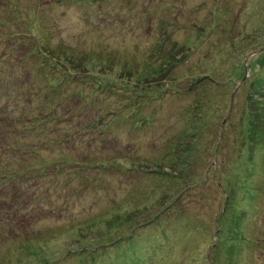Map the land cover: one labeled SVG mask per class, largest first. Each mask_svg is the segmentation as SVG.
Listing matches in <instances>:
<instances>
[{"label":"rangeland","instance_id":"374dc122","mask_svg":"<svg viewBox=\"0 0 264 264\" xmlns=\"http://www.w3.org/2000/svg\"><path fill=\"white\" fill-rule=\"evenodd\" d=\"M262 73L264 0H0V264H264Z\"/></svg>","mask_w":264,"mask_h":264},{"label":"trees","instance_id":"16d2710c","mask_svg":"<svg viewBox=\"0 0 264 264\" xmlns=\"http://www.w3.org/2000/svg\"><path fill=\"white\" fill-rule=\"evenodd\" d=\"M263 75H264V73L258 75V80H259L260 84L257 83V85H262V86L264 85V76ZM49 89L50 90H54V88H49ZM262 91H263V94H264V86H263V90ZM249 119L251 120V116L249 117ZM251 124H252L251 121L249 122V124H247L248 129H249V133H253V135L251 136V138L253 139V137H255V136H258V137H255L256 139L259 138V137H261L262 136L261 128L258 127L257 125L256 126H252ZM254 134H256V135L254 136ZM252 139H251V141L254 142V139L253 140Z\"/></svg>","mask_w":264,"mask_h":264}]
</instances>
